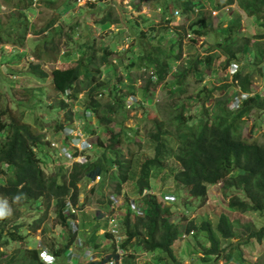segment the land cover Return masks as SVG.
<instances>
[{"label":"trees","instance_id":"trees-1","mask_svg":"<svg viewBox=\"0 0 264 264\" xmlns=\"http://www.w3.org/2000/svg\"><path fill=\"white\" fill-rule=\"evenodd\" d=\"M48 1L52 4L56 1L59 2L60 5L57 8L60 11L55 13L46 28L41 30V33L51 27L58 30L54 32V35L49 31L47 32V34L50 33L49 36L34 39L36 45L32 50V55L37 59H41V53L45 51L59 53L64 36H68L70 40L74 39V42L77 43V38L71 31L66 30L63 25L54 26V24L57 18L65 19L72 11L73 4L76 3L77 5L78 1ZM144 1L135 0V3ZM235 1L252 18L256 31H263V33H258L259 35L253 33L251 35L249 32L242 31V19L239 13H235L234 17H229L228 24L221 27L223 30L222 41H218L212 46H217V49L224 51L223 53L226 55L224 60L226 66L223 64L224 61H221L216 68L220 74L219 76L225 78L226 73L223 70L231 62L242 58L247 51L252 50L255 53V60L261 61L264 58V45L260 46L257 42H252V38H264V0H151L153 6L162 9L161 15L163 14L166 17L162 26L164 23L170 22V5L174 9H181L187 14V18L192 20L196 7L201 6L203 3H210L213 10H221L235 3ZM3 2L15 8L18 12L17 17H11L12 23H10V26L13 31L17 32L18 40L16 43L23 45L29 23L25 20L19 23L18 21L27 18L26 10H40L38 7L40 3L34 5L35 0H3ZM211 13L212 10L209 11L210 17H207L204 8H201L195 19L190 22L189 27L184 28L183 25L173 29V38L177 35V40L179 39L182 42V38L188 33L192 40L207 36L210 31L215 30ZM138 17L149 20L148 17L141 14ZM75 20L81 21V18L78 16ZM108 20L119 24H127L131 29L135 28L134 31L137 35L146 36L144 26L139 24L134 15L124 16L122 13L113 15L110 12L100 18V21L103 22ZM2 26L0 22V43L5 41L1 33ZM32 26L35 27L36 25ZM73 27L71 25L70 28ZM148 27L155 28L152 25ZM164 28L165 26H163ZM181 28H184L185 34L179 31ZM34 31L37 30L34 29ZM160 37V44H162V40L165 38L164 34L162 33ZM251 42L252 46L250 47ZM170 43L172 44L167 51L162 49L160 44L154 45L145 39L142 41L143 45H139L134 49L129 48L132 50L133 55L128 66H134L138 72H141L140 75L136 76L132 75V70H127L124 77L116 75L118 65H115L111 60L113 51L109 49L111 46H105V42L100 44L102 49L100 55L94 53L97 51L95 48L92 49V54L87 53V49L92 47L89 38H86L83 42L79 40V49L70 48L68 51H64V58L70 63L67 67L59 66L49 70L44 67V62L27 57L25 72L41 85L37 87L26 86L24 95L29 96V94H32L38 100L35 103L36 105L39 107L48 106L57 115L60 112L65 113V116L57 119L55 127V130H58L57 133L65 135L63 130L66 127H72L75 119L88 118L87 113L90 117L96 118L101 124H105V126L114 123L115 127L120 128L119 132L112 135V143L110 144H107L98 136L91 160L89 159L86 163H74L69 177L63 176L61 180L57 176L46 174L43 166V161L48 159L52 148L51 141L44 140L45 132L42 131L44 126L38 121L32 124L25 120L22 109L23 101H18L16 106L8 103L2 104L3 91H0V170L7 174L4 181H0V199H7L17 212L16 216L0 218V264H44L38 258L36 249L29 250L28 248L18 247L10 253L4 251V247H8L11 243L17 241L21 242L26 237L20 232L21 222L18 223L17 221L22 217L25 218V212L33 204H46L47 207L53 204L58 223L65 227H71L69 220L73 216L64 212V210H67L66 201L70 198L74 203H77L78 183L84 178L90 180L97 174H101L102 177L103 175L108 177L114 174L111 177L114 185L112 184L110 191L121 189L123 182H128L129 179L134 178L135 181L133 182H135L138 191L142 192L145 188H152L151 179L154 175L156 180L160 182L164 176L172 173L174 180L187 187L190 196L196 199L204 198L210 186L221 183L225 190L234 192L228 203L231 210L239 213L253 211L264 214V141L250 140L243 135L247 120L252 118L257 120L264 113V95L259 94L250 97L241 104L239 109L233 111L228 105L235 94L231 93L232 86L230 83L214 84L211 87L207 82L198 85L204 79L205 71H213V68L216 67L215 61L218 59L219 53L190 55L187 64L178 67L172 73L173 64L179 54L176 53L173 41H170ZM146 44L147 46L150 44L148 50L145 49ZM151 47H153V50H150ZM76 52L81 54V56L79 55L81 58L77 62L74 61L75 55L72 54ZM123 58V54H119L117 58L119 64L124 62L125 59ZM106 67H111L114 73L108 81L101 78ZM142 69H144V72ZM154 77H157V79L154 80ZM235 77L239 79L243 91L251 89L252 78L250 74L242 75L238 72ZM139 78L144 80V85L136 83ZM190 79L195 81L192 83ZM162 80L168 82L170 95L175 96L177 94L181 101L175 105L173 110H170L173 115L169 122L164 121V119H154L151 125H145L151 127V131L147 136L153 143L154 153L141 158L142 162L138 173H130L132 159L127 158L123 153L122 144L133 142L138 130L135 127L125 125L129 112L126 99L129 95L138 93L139 89H143V99L149 100L151 97L149 93L153 90L152 86H156ZM47 83L56 91L58 97L50 105L44 103L47 97L43 93L45 92L43 87H47ZM194 83L195 92L193 90L192 93H189V86L192 87ZM83 91L85 92L83 104L78 107V113H76L74 106ZM217 91H223V93L216 95ZM105 94L108 95V98L105 97ZM183 94H186V96L183 97ZM213 102H215V105H213ZM196 103L198 104L197 111L192 115L190 111ZM39 111L38 118L41 119L42 123L51 119L47 115L50 112ZM158 112L161 114L162 110L158 109ZM259 124H261L260 119ZM113 129L111 127L108 131L112 132ZM171 159L178 164V170L167 166V162ZM108 187L102 180L97 185V190L107 194L109 193ZM168 207L164 205L163 201L159 200L157 195L149 194L145 196L142 204V215L144 216L139 217V222L148 227L151 236L148 239H141L137 226L127 227L125 231L127 232L129 228L128 233H130V236L122 241L121 246L127 251L131 248L137 251L139 246L150 252L160 249L170 253L175 259H180L181 257L178 255L180 238L184 233L190 234L193 231L192 236L193 234L194 237L201 235L203 237L201 241L206 240L201 242V250H203L204 256L200 258L208 260V258L210 259L226 250V248L220 247L222 241L218 233L226 239L235 236V222H232L230 217L224 213L216 230L212 228L209 221H204L203 225L198 227L191 220L184 227L182 224L183 218H177L179 224H175L170 218L164 217V220L162 218V226L165 228L164 235L160 239H155L153 235L160 222L159 213L169 211ZM42 220L39 219L38 222ZM125 223H130L127 215ZM251 230L250 237L251 235H256L257 239L264 237V226L259 230L253 228ZM204 231L207 232L206 235H202ZM97 233L98 231L94 230L92 234L95 240L98 237ZM177 233L180 234L179 239L175 238ZM133 236L135 237L134 240H132ZM247 242L245 240L243 242L239 241V244ZM49 244L48 246L57 256L65 251L64 247H56L57 243L54 241ZM232 255L226 258L227 262H231ZM144 261L145 259L142 260V262ZM125 262L126 264H134V256L129 255ZM157 263L160 264V260ZM89 264H101V262L96 261Z\"/></svg>","mask_w":264,"mask_h":264},{"label":"rangeland","instance_id":"rangeland-1","mask_svg":"<svg viewBox=\"0 0 264 264\" xmlns=\"http://www.w3.org/2000/svg\"><path fill=\"white\" fill-rule=\"evenodd\" d=\"M69 1H78V4H73L71 9L72 11L65 19L57 18L54 26L63 25L66 30L71 31L72 34L75 35L77 38V43L74 42V39L70 40L68 36H64L61 43V51L59 53L46 51L41 53L42 58L40 61L44 62V67L48 68L49 70L59 66H69V61L64 58V51H68L70 48H73L74 50L79 49V40L83 42L86 40V38H89L90 44H92V47L87 49V53L89 54H92V49L95 48L97 51L94 53L96 55H100L102 53L100 44L103 42L106 43L105 46H111V48H109L113 51L111 60L115 65H118L116 74L117 76L124 77V73L127 70H132L131 73L133 76L140 75L141 72H138L134 66H128L130 65V60L133 55L132 50L130 49H134L139 45H143V39L154 45H158L160 44V35L163 33L165 38L162 40V44H160L162 46L161 48L167 51L172 44L170 41H173V44H175L174 47L176 48V53L179 54V57L176 56L177 60L173 64L171 71L172 73L178 67L187 64V59L190 55L195 56L219 53L220 56L215 61L216 67L213 68V71H205L206 75L204 79H202L198 84L201 85L207 82V84L211 87V85L214 84L220 85L221 83L232 81H227L225 77L219 76L220 74L216 69L217 65H219L225 58V54L223 53L224 51L222 52L221 50H218L217 46L212 47L213 44L218 42V35L220 33L223 34V31H220L219 33L221 28L218 24L222 23L223 26L227 25V17H229L230 14L231 17H234L236 15L235 13H239L243 21L242 31L245 33L249 31L251 34L255 33V26L251 18L248 17L246 13L240 11L237 1L227 6L225 9L212 11V20L214 24L218 26L215 28V30L210 31L206 37L198 36L199 38L197 40H192L188 33L182 38V42H180L179 39L177 40V35L173 38V29L176 27H182L183 25L184 28L189 27L190 22L194 20L196 16H193L192 20H190L187 18V14L180 10L178 17H174L173 13L175 9L172 7V5L169 6L170 22L164 23L163 26H165V28L163 29L162 23L165 21L164 19L166 17L163 14L161 15L162 9L153 6V2H151V0H145L142 3H134L132 1L127 2L126 0ZM37 3H40L38 6L40 10H26L25 13L27 18L18 21L19 23L25 20L29 23V29L27 30L26 38L24 44L22 45L16 43L18 40V36L16 34L17 32L15 30L13 31L10 26V23H12L11 17H17L18 12L15 10V8L5 4L3 0H0V22L3 25L1 33L5 39L3 43H0V91H3V100L1 103H8L10 105L16 106L18 101H23L22 109L24 111L25 120L27 122H31L32 124L38 121L44 126L42 128V131L45 132L44 140H50V145L52 148L50 149V158L48 157L47 160L44 159L43 166L46 170V174L57 176L61 180L63 176L68 178L73 170V165L77 158H73L72 155L76 150V146H79L80 141H77L75 146V142L73 140L64 138L63 135L57 133L58 130H55L57 119L65 116V113L60 112L57 115L54 111H52V109L48 108V106L39 107L36 105L35 103H37L38 100L32 94H29V96L24 95L26 86L37 87L41 85V83L37 82L34 78H31L25 72V60H27V57H30L32 60L35 59L32 55V50L36 45V41L34 42V39L49 36L50 33L47 34L49 31L54 35V32L58 30L55 29V27H51L47 31H43V33H41V30L46 28L48 22L55 16V13L60 11L57 8L60 3L56 1L52 4L48 0H37ZM204 8L205 15L210 17L209 11L212 9L211 4L207 3L204 5ZM163 9L165 8L163 7ZM108 11L113 15H116L117 13H122L124 16L128 14L134 15V18L139 21V24L144 26L143 29L145 30L146 36L142 37L137 35L134 31L135 28L131 29L129 25L124 23L119 24L112 20L105 23L101 22L100 18H102ZM139 14L148 17L149 20L139 18ZM78 16L81 18L82 22L75 20V18ZM76 23L77 26L75 27ZM32 25L36 26L33 27ZM71 25L74 27L70 28ZM147 25H152L155 28H149ZM169 27L171 28L170 30ZM184 28L179 30L182 34H185ZM34 29L37 31H34ZM121 29L124 30L121 31ZM256 33H263V31H256ZM252 39V42H257L260 46L264 45V38ZM252 42L249 45H251ZM149 45L147 46L146 44L145 49L147 48L148 50ZM150 50H153V47H151ZM72 54L75 55L74 61L76 62L79 58H81V54L79 52ZM119 54H123V59H125L122 64H119L117 59ZM239 57H241V55H239ZM263 60L260 63L259 70L253 71L252 74H260V72L264 71ZM238 62H240V59ZM241 63H243V67H245L246 64H249L247 60H242ZM241 66L242 64H240V67ZM251 68H254V66ZM234 69L235 68H227L223 71H233ZM142 71L144 72L143 69ZM113 74L112 68L106 67L103 70V75H101V78L104 81H108L112 78ZM156 79L157 77H154V80ZM190 80L192 83L195 81L194 79ZM255 80L256 84H253V87L254 89L260 90V93L262 94V92H264V76L261 77L260 75H257L255 76ZM143 82L144 80L142 78H139L136 81V83L144 85ZM195 83L192 87L189 86V93H192L193 90L195 92ZM46 86L47 87H43L45 91L43 93L47 97V100H45L44 103L50 105L58 97L56 91L51 87L50 84L47 83ZM152 87L153 90H151V93H149V96L151 97L147 101L143 99V89H139L138 93L131 94L126 99L127 109H129V112L127 115L128 117L125 120V125L132 128L135 127V129L137 128L138 130L133 142H124L122 144L123 153L127 158L132 159V170L130 173H138L139 166L142 162L141 158H144L147 155H153L154 153L153 143L147 136L149 131H151V127L145 125H151L154 119H164V121L169 122L171 116L173 115L170 110H173L175 105L181 101V98L177 94H175V96L170 95V86L166 80L159 81L156 86L153 85ZM216 93V95H221L223 91H217ZM84 96L85 92L83 91L79 95V100L74 106L76 113H78V107L83 104ZM185 96L186 94H183V97ZM105 97L108 98V95L105 94ZM213 105H215V102H213ZM197 107V103L192 106L190 111L192 115H194L195 111H197ZM158 109L162 110L161 114H159ZM39 110H42L43 112H50L47 115L51 119H49L48 122L42 123L41 119L38 118V115L40 114ZM120 119L122 118L120 117ZM261 121L264 123L263 120ZM254 124L255 127L253 126ZM257 125L258 119H248L247 124L244 127V137L250 140H264V124ZM115 126L116 125L114 123L105 126V124H101L94 117H89L88 120H85L80 124L75 122V128L80 127L83 131H87L86 134H88L90 141L93 142L94 145L98 141V136H100L102 140L106 141L107 144L112 143V135L120 131V128ZM111 127L114 129L112 132H109ZM68 131L69 128L67 129V132ZM93 155L94 152L89 154L90 160ZM167 166L178 170V164H176L173 159L167 162ZM6 175L7 174L5 172H1L0 170L1 182L4 181ZM112 175L114 174H111L108 177L105 175L103 176H105V184L109 186V193L115 194L113 196V201H109L107 198L108 196L105 195L106 193L103 194L100 190H96L99 183L96 184L95 187V183L92 181V179L88 180L87 178H84L78 183L79 195L77 203L79 206V211L78 215L73 218V228L65 227L58 223L55 207H53V204L50 207H47L46 204L40 205V203H36L33 204L31 208L27 210V212H25V218L22 217L17 221L18 223L21 222L22 224L20 232L26 235L25 239L21 242L17 241L11 243L8 247H4V251L10 253L16 250L18 247L28 249L34 247L39 248V246L47 247L50 245V242L54 241L57 243L56 247L60 246L65 248V251L57 257L56 263L54 264H86L84 250L87 247H90V252L94 253V260L100 261L104 255L106 257L109 256L106 254H112L113 236L115 234L121 233V242L126 239V237L130 236V233H128L129 228L127 232L125 231L127 227L137 226V230L141 239L150 238L151 235L149 234L148 227L139 222V217L144 215H142V205L139 203L142 202V200H140L141 197L139 196V192L136 190V184L133 182L135 181L134 178L129 179L128 182H123L121 184V189L110 191V188L114 185V181L111 179ZM160 182L161 185H159ZM160 182L158 183L156 176L154 175L151 184L154 186L156 193H160L162 197L165 193L172 194L176 196L177 200L176 202L169 203L173 198V196H170L172 198L167 197L166 199L168 202H163L165 206H169V211L159 213L160 222L158 223L153 235L155 239H160L164 235L165 228L162 226V218L164 220V217L170 218V220L175 224H179L177 218H183L182 224L184 227H186V225L190 223L191 220H193L198 227L202 226L204 221H209L212 224V228L214 230H216L219 220L224 213L230 217L232 222H235V236H232L231 239L222 238L218 233L223 243H220V247H224L226 250L210 259L208 258V260H202L200 258L204 256V253L202 252L203 250H201V242L206 241H201V238H203L201 235L199 237H194L193 234V236L189 235L185 238H180V234L177 233L175 238L181 239L179 242L180 246L178 248V252L179 255H181L182 262H174V264H227L226 258L230 257L232 254V260L236 264H264V237L256 241L243 244L241 251H239V241H244L251 234V228L259 230L264 226V214L253 211L239 213L237 211L231 210L228 203L234 192H228L225 190L221 183L210 186L204 198L196 199L195 197L190 196L187 187L177 183L174 180L172 173L171 175L168 174L167 176H164L163 180H160ZM150 193H154V190L148 192V194ZM102 196L103 198H101ZM161 196H158L160 200ZM98 199H100L99 202H96ZM138 200L139 202H137ZM129 206L134 209V212H128ZM122 207H124L126 211ZM0 209L6 213L5 216L7 217L16 216L17 212L7 199H0ZM64 212L67 214L69 213V210H64ZM124 215L128 216L130 221L129 224L125 223V218L124 223L119 221V219ZM39 219L43 220L38 222ZM119 226L121 229L117 230V227ZM97 229H99L100 233L97 239L93 241V244H90L92 243V239H89V237L94 238L92 234L94 230ZM106 233H110L109 237L105 236L108 235ZM206 234V231L202 232V235ZM255 236L256 235H251V238ZM70 238L77 243L73 245ZM117 238L118 236L114 237V241L116 243ZM134 239L135 237L133 236L132 240ZM79 244L83 246H79ZM117 246H120V244ZM127 253L130 256H136L137 262L134 264H143L141 259H146L147 262L150 260H160V264H167L164 259H166L168 256L172 258L171 254L164 250L157 249L156 252H147L141 246H139L137 251L131 248V250H128ZM148 264L158 263L151 262Z\"/></svg>","mask_w":264,"mask_h":264},{"label":"clouds","instance_id":"clouds-1","mask_svg":"<svg viewBox=\"0 0 264 264\" xmlns=\"http://www.w3.org/2000/svg\"><path fill=\"white\" fill-rule=\"evenodd\" d=\"M82 1V0H81ZM87 1H90V0H87ZM115 1V0H114ZM127 2H130V1H132V2H134L135 3V0H126ZM37 4V0H35V2H34V5H36ZM207 3H203L201 6H197L196 7V9H195V11H194V13H193V16H196L197 15V13L199 12V10L201 9V8H204V5H206ZM225 9V8H224ZM239 9H240V11H242V12H244V13H246L244 10H242L240 7H239ZM180 10L181 9H179V8H177V9H175V11H174V13H173V16L174 17H178V14H180ZM204 10H205V8H204ZM212 11H219V10H213V9H211ZM107 13H110L109 11L108 12H106L105 13V15L107 14ZM212 14V13H211ZM231 15V14H230ZM229 15V17H231ZM247 15V14H246ZM212 16V15H211ZM248 16V15H247ZM229 17H227V24H228V20L230 19ZM249 17V16H248ZM251 18V17H250ZM112 19V18H111ZM251 20H252V18H251ZM108 21H111V20H108ZM108 21H106V22H108ZM101 22H103V21H101ZM252 22H253V20H252ZM103 23H105V22H103ZM242 23H243V21H242ZM253 24H254V22H253ZM219 26H220V28L223 26V24L222 23H220V24H218ZM218 25H215L214 24V28H216ZM226 26V25H225ZM255 26V25H254ZM120 29V28H119ZM256 27H255V33L254 34H256ZM220 31L222 32L223 30L221 29V30H219V33H220ZM249 32V31H248ZM251 34V33H250ZM190 35V34H189ZM251 35H253V34H251ZM219 36V38H218V41H222V39H223V34H219L218 35ZM202 37H206V36H202ZM253 40V39H252ZM254 42V41H253ZM217 43V42H216ZM215 43V44H216ZM211 44H213V43H211ZM215 44H213V45H215ZM212 45V46H213ZM250 47L252 46V45H249ZM220 56V55H219ZM251 56H252V58H251ZM34 60H36V61H40L41 59H37L35 56H34ZM226 59V55H225V58L223 59V60H225ZM222 60V61H223ZM244 61V60H247L248 62H249V64H246L245 65V67H243V63H241V61ZM262 60H263V58H262ZM261 60V61H262ZM257 61V62H256ZM260 60H255V53L254 52H252V50L250 51V52H248L247 51V53H245V55H243L242 56V58H240V62H238V61H233V62H231L227 67H226V69L227 68H235L233 71H224L225 73H226V79H227V81L228 80H232L231 82H228V83H230L231 84V86H232V90H231V93H235L234 95H233V99L231 100V102H229V107H230V109H232L233 111H236L237 109H239L240 108V106H241V104L244 102V101H246L247 99H249L250 97H252V96H254V95H264V92H262V94L260 93V90H257V89H254V87H253V84H256V80H255V76H257V75H260L261 77H263L264 76V71H262V72H260V74H257V73H253L252 74V72L253 71H257V70H259V68H260V63H261V61L259 62ZM223 64H225V61H224V63ZM240 64H242V66L240 67ZM225 66H226V64H225ZM254 66V68H251V67H253ZM263 66H264V60H263ZM240 68V69H239ZM226 69H224V70H226ZM247 69V70H246ZM144 70V69H143ZM238 72H240L242 75H246V74H250V76H251V78H252V81H251V84H250V90L249 91H243L242 89H241V86H240V82H239V79L238 78H236L235 77V74H237ZM87 116H88V118H86L85 117V119L84 118H81V120H77V119H75L74 121H73V126L72 127H66L64 130H63V133L65 134V135H63L64 136V138H68V140H73L74 142H75V146H76V143H77V141H79V136L76 134V132H82L83 133V136H84V138L85 139H87L90 143H91V148H89V149H85V150H80L79 149V146H76V150H75V152L73 153V158H77V160L75 161V163L76 162H78V163H86V162H88V160L90 159L89 158V154L91 153V152H94V149H95V145H94V143L93 142H91L90 141V139H89V137H88V134H86L87 133V131H83L80 127H76L75 128V122H78V124H80V123H83V121H85V120H88L89 119V113H87ZM259 119H260V123L261 124H259ZM259 119H258V125H263L264 123H262V121L261 120H263L264 121V113L262 114V115H260V117H259ZM257 125V126H258ZM254 127H255V124L253 125ZM69 128V131L67 132V129ZM66 130V131H65ZM84 132H85V134H84ZM67 136V137H66ZM264 140H260V141H258V142H263ZM82 156H84L85 158H83ZM99 177V178H98ZM97 179V180H96ZM153 179V178H152ZM152 179H151V181H152ZM99 180H105V176H103L102 177V175L101 174H97V175H95V177H93L92 178V181L95 183V187H96V184H98V183H100L101 181H99ZM159 183V182H158ZM159 185H161V183H159ZM113 189V188H112ZM97 190V189H96ZM114 190V189H113ZM136 190L138 191V188L136 187ZM151 190H154V193H150V194H154V195H157V197L158 196H161L160 195V193H156V190H155V188H154V186L152 185V188L151 189H148V188H145V189H143V191L142 192H140V190L138 191L139 192V196L141 197V199L140 200H142V203L141 202H139V200L137 201V202H139V203H141V205L143 204V199H144V197L145 196H147V195H149L148 194V192L149 191H151ZM121 194H122V192H121ZM108 197V199H109V201L111 202V201H113V196L115 195L114 193H107L106 194ZM170 196H173V198L172 197H170ZM167 197L168 198H172V200H170V202L169 203H172V202H176V196L175 195H172V194H163V197L161 196V201H163L164 203H165V201H167L166 199H167ZM101 198H103V196L101 197ZM159 198V197H158ZM99 200L100 199H98V201H96V202H99ZM160 200V199H159ZM96 202H94V203H96ZM168 202V201H167ZM66 207H67V210H69V213H67L68 215H72L73 217H71V220H69L70 221V223H71V227L73 228V226H72V223H73V218L75 217V216H77L78 215V211H79V206H78V203H74L70 198H68L67 199V201H66ZM123 209H124V207H122ZM109 209L111 210V208L109 207ZM125 210V209H124ZM81 211V210H80ZM126 211V210H125ZM131 211H133L134 212V209H132L131 208V206H129L128 207V212H131ZM142 214H143V211H142ZM6 215V213L2 210V209H0V218H3L4 216ZM125 216L126 215H124L122 218H120L119 219V221L121 222V223H123V221H124V218H125ZM121 229V227L119 226V227H117V230H120ZM100 230H101V227H100ZM97 231H98V235H99V229H97ZM192 232L193 231H191L190 232V234L189 233H184V235L182 236V237H186V236H189V235H192ZM106 234H108V235H105L106 237H109V235H110V233H106ZM126 235V234H125ZM115 236H118V238H117V243L114 241V237ZM71 239V238H70ZM250 240V241H249ZM256 240H258L256 237H253V238H251L250 237V235L245 239V241H248V242H252V241H256ZM243 242V241H242ZM247 242V243H248ZM71 243H73V245L75 244V243H77L76 241H74V240H72L71 241ZM88 243H90V242H88ZM121 233H119V234H115L114 236H113V246H112V248H113V252H112V254H106V255H109V256H106L105 257V255H104V257L103 258H101V260H100V262H101V264H110V262L112 261V260H115V261H117L119 264H126V262H125V260H126V258L129 256V254L127 253L128 251L124 248V247H122L121 246ZM90 244H93V241H92V243H90ZM118 244H120V247L124 250V252H120V250H119V247L117 246ZM243 244H246V243H242L241 245H240V251H241V247L243 246ZM114 245H115V248H114ZM79 246H83V245H81V244H79ZM31 249H36L37 250V252H38V258L44 263V264H54V263H56V260H57V255L50 249V246H45V247H42V246H39V248H36V247H34V248H30L29 250H31ZM90 247H87L85 250H84V252H85V256H86V259H85V263L86 264H89V263H91V262H96V261H98V260H94L95 258H94V253L93 252H90ZM96 251V250H95ZM157 251V250H156ZM155 251V252H156ZM70 252H71V250H70ZM110 252V251H109ZM133 252V251H132ZM147 252H150V251H147ZM175 253V252H174ZM133 254H134V252H133ZM176 254V253H175ZM178 255H179V252H178ZM172 256V255H171ZM179 257H181V255H179ZM229 258V257H228ZM142 260L143 259H141V262H142ZM166 262H167V264H174V262H182V258H180V259H175L173 256H172V258H170V256H168L166 259H164ZM151 262H157V261H152V260H150ZM150 261H149V263H150ZM134 262H137V260H136V256L134 257ZM147 261H146V259H145V261L144 262H142L143 264H147L146 263ZM236 264L235 262H233V260H231V262H227V264Z\"/></svg>","mask_w":264,"mask_h":264},{"label":"built area","instance_id":"built-area-1","mask_svg":"<svg viewBox=\"0 0 264 264\" xmlns=\"http://www.w3.org/2000/svg\"><path fill=\"white\" fill-rule=\"evenodd\" d=\"M76 134L79 136V141H80V144H79V149L80 150H85V149H89V148H91V143L87 140V139H85L84 138V136H83V133L82 132H76ZM83 158H85L84 156H82ZM99 178V177H98ZM119 247V250H120V252H124V250L120 247V246H118ZM110 264H119L117 261H115V260H112L111 262H110Z\"/></svg>","mask_w":264,"mask_h":264},{"label":"crops","instance_id":"crops-1","mask_svg":"<svg viewBox=\"0 0 264 264\" xmlns=\"http://www.w3.org/2000/svg\"><path fill=\"white\" fill-rule=\"evenodd\" d=\"M251 58H252V56H251ZM246 70H247V69H246ZM89 239H92L91 242L95 240V239H93L92 237H89Z\"/></svg>","mask_w":264,"mask_h":264}]
</instances>
